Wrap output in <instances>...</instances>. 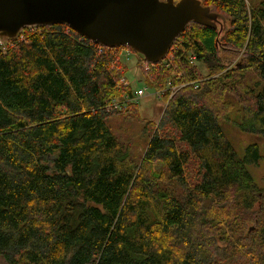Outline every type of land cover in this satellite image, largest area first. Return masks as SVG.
<instances>
[{
    "label": "trees",
    "instance_id": "obj_1",
    "mask_svg": "<svg viewBox=\"0 0 264 264\" xmlns=\"http://www.w3.org/2000/svg\"><path fill=\"white\" fill-rule=\"evenodd\" d=\"M200 1L224 21H191L171 45L178 43V57L193 49L216 76L172 92L179 81L170 70L155 63L144 74L166 107L143 153L108 125L116 114L110 102L131 90L111 67L121 66L122 46L81 40L52 23L36 25L39 32L6 51L0 47V255L7 264H216L209 244L232 247L225 231H235L257 199L247 167L261 154L250 143L238 157L221 124L234 111L239 130L264 140V6ZM177 68L200 76L184 58ZM219 107L227 109L222 117ZM192 159L200 179L188 187ZM262 214L260 228L255 218L244 233H256L252 247L225 249L223 261L264 264ZM216 215L209 239L204 223Z\"/></svg>",
    "mask_w": 264,
    "mask_h": 264
},
{
    "label": "water",
    "instance_id": "obj_2",
    "mask_svg": "<svg viewBox=\"0 0 264 264\" xmlns=\"http://www.w3.org/2000/svg\"><path fill=\"white\" fill-rule=\"evenodd\" d=\"M191 21L216 26L224 18L200 0H0L2 39L28 26L63 23L93 43L127 47L153 63Z\"/></svg>",
    "mask_w": 264,
    "mask_h": 264
},
{
    "label": "rangeland",
    "instance_id": "obj_3",
    "mask_svg": "<svg viewBox=\"0 0 264 264\" xmlns=\"http://www.w3.org/2000/svg\"><path fill=\"white\" fill-rule=\"evenodd\" d=\"M244 3L246 7H248L250 10L254 9L255 6H264V0H244ZM67 27L65 30L67 31ZM39 30L36 28L33 31L22 29L19 33V36L15 40H6V39H0V47L1 49L6 51L8 48L14 46L17 43L25 42L27 41V33H37ZM172 51L171 55H168L167 59H165L163 62H157L156 65L161 66L163 68H166L172 72L173 77H175L179 84L175 88V90L181 88L185 85H193L194 88L198 87V84L200 82H203L204 80L208 78H212L214 76H210L205 71L204 66L201 62L197 60V57L195 61L191 64L189 55L195 54L193 49L186 50L184 52L183 56H179L176 54L178 50V43H173L171 45ZM118 52V61L121 64L120 67H115L113 64H111V67L114 68L115 71H120L122 73L120 77V81L123 80L127 83H129L131 88H134L136 86L142 85L144 83L143 77L145 73H148L150 70H153L155 67V64L152 66L148 65L145 62H142L143 60L139 57V55L132 50L127 49V47H121L116 48ZM193 52V53H191ZM191 53V54H190ZM242 54V50L236 55V59L233 63L240 61V55ZM173 55V56H172ZM172 56V57H171ZM171 57L170 64L168 61V58ZM184 58L186 63L188 65H194L198 71L200 72L199 78L196 80V78H192L190 76L183 75L184 70H178L177 66L178 63L181 61V59ZM252 73H254L255 78L257 77L255 69H251ZM122 71V72H121ZM218 75V74H217ZM167 81L169 82L170 79L168 78ZM128 86V84H127ZM130 88V89H131ZM115 98H119L115 97ZM126 106L122 107L119 110H116V114L112 115L108 119V125L111 130V132L116 136V138L123 143L126 146H129L131 149H133L137 153H143L144 150V144L147 141L148 134L154 129L158 122L160 121L164 109L166 107V102L162 101L156 94H154V90L152 88H149L146 94L140 99L139 103L136 106L128 107ZM227 109L225 107H219L215 109V113L217 116H223L225 114L224 111ZM229 114V118L225 117V119L222 121L221 129L223 131L224 137L228 139V141L232 144V147L238 157L242 156L243 149L247 144L250 143H257L259 146V151L261 154V158L259 160V164L257 165H250L247 167L249 172L252 174L253 179L255 183L258 186V194L257 199L255 200L252 208H250L247 211L241 212L240 220L237 221L238 225L235 231H229L226 230V236L224 237L225 241L227 240L230 242L232 247H224L220 245V242L218 241L216 245H220L216 249L213 248L212 244H209L207 247V250L209 253L213 254V259L216 264H245L244 259H240L238 262L226 260L223 261V256L221 255L222 251L227 249L231 253L235 252H242L245 253L247 249L252 247L253 243H255L256 239V233L251 234L249 237L245 238L244 233L246 230L249 229V227L254 224V219H258V226L256 225L257 230L260 228L261 220L263 217L264 212V206L262 205L264 203V140L257 134L252 133H246L241 130H239L235 125L233 121V113L234 111L227 112ZM141 156V155H140ZM193 161L189 162L186 166V178H187V185L188 187H193L195 183H197L200 179V176L197 174L196 169V160L192 159ZM154 169L156 171H162V166L160 164L154 165ZM159 173V172H158ZM216 202L214 201V204L212 202H208L206 204L205 209L209 210V212H214ZM219 216L216 215L212 221H209L205 224L206 229V235L209 239H212V237L215 234V227L218 223ZM223 221V220H222ZM203 224V226H204ZM242 247V250L240 251H233V247ZM255 247V246H254ZM253 247V248H254ZM0 264H7L5 260L0 255Z\"/></svg>",
    "mask_w": 264,
    "mask_h": 264
},
{
    "label": "built area",
    "instance_id": "obj_4",
    "mask_svg": "<svg viewBox=\"0 0 264 264\" xmlns=\"http://www.w3.org/2000/svg\"><path fill=\"white\" fill-rule=\"evenodd\" d=\"M26 28L28 30H30V31H33L34 29H36V26H28ZM18 36H19V34H18ZM18 36L15 39H17ZM0 39H2V38H0ZM15 39H13V40H15ZM84 39H87V38H85V37L81 38V40H84ZM98 47L101 49L100 46H98ZM171 47L172 46H170L166 56L164 57V59L161 62H163L165 59H167L168 55H171V52H169V51H172ZM127 49H129V48H127ZM191 53H193V52H191ZM171 57L168 58L169 64H170ZM189 57H190V61L189 62L192 64L195 61V59H196V55L193 53V54L189 55ZM142 62H145V63H147L150 66L155 64L153 62H146L144 60ZM120 84L123 85V86H126V87H127V84L129 85V83L126 84V82L123 81V80L120 81ZM149 88H151V87L147 86L145 83H143L142 85L136 86L134 88H131L130 92H123L119 96L118 99L117 98L112 99V101L110 102L109 107L113 108L114 110H119L122 107L126 106L127 104L128 105L129 104H138L140 99L146 94V92L148 91ZM153 90H154V88H153ZM173 91H175V88H172V92ZM154 94H156V96L160 97V91L154 90Z\"/></svg>",
    "mask_w": 264,
    "mask_h": 264
}]
</instances>
